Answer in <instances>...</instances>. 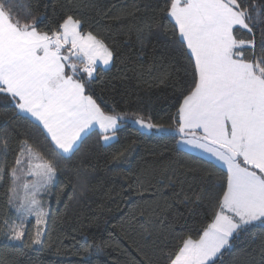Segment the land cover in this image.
Returning <instances> with one entry per match:
<instances>
[{
  "label": "snow or ice",
  "instance_id": "1",
  "mask_svg": "<svg viewBox=\"0 0 264 264\" xmlns=\"http://www.w3.org/2000/svg\"><path fill=\"white\" fill-rule=\"evenodd\" d=\"M16 7L10 0H0V97L10 98L18 115L41 127L55 155L46 157L28 139L18 141L15 166L7 172V195L19 222L4 223L9 238L19 241L26 235L25 218L34 216L38 227L28 246L41 251L50 245L42 240L39 227L49 215L40 197L50 195L57 183L59 161L75 156L95 128L111 142L128 121L138 125L137 130L164 131L165 126L139 113L117 111L103 96L97 103L86 94L91 82L113 63L114 51L92 31H82L81 19L67 15L41 31L38 24L46 16L33 17L28 4L22 3L19 7L29 19L21 22L13 18ZM161 11L172 28L160 24V34L191 66L176 97L178 143L202 149L226 169L224 181L213 186L217 196L211 222L198 240L185 239L170 255L169 264H218L233 240L253 231L260 233L264 257V3L165 0ZM241 30L250 38L239 39ZM169 76L162 73L160 82ZM102 104L111 110L105 111ZM0 132L2 181L13 133ZM185 202L191 198L185 197ZM95 247L99 250V245ZM91 248H85V254Z\"/></svg>",
  "mask_w": 264,
  "mask_h": 264
},
{
  "label": "trees",
  "instance_id": "2",
  "mask_svg": "<svg viewBox=\"0 0 264 264\" xmlns=\"http://www.w3.org/2000/svg\"><path fill=\"white\" fill-rule=\"evenodd\" d=\"M10 2L17 5L13 18L21 22L29 19L19 7L22 3L28 4L33 17L46 16L38 24L41 31L55 27L67 15L81 19L82 31H92L114 51L113 63L91 82L86 94L97 103L103 96L117 111L150 117L153 123L163 124L165 131L137 130L128 121L117 130L116 139L105 144L101 132L91 130L75 156L59 161L51 194L40 197L49 215L39 227L50 247L37 251V246H28L38 227L34 216L25 218L23 240L9 238L4 221L19 222V214L8 203L7 172L15 166L20 140L28 139L48 158L55 153L41 127L18 115L10 98L0 97V129L13 133L0 181V264H169L170 255L183 241L199 239L211 222L217 196L213 186L224 181L226 169L178 145V121L173 118L176 97L189 79L186 70L191 66L160 34L158 25L172 28L161 11L165 0ZM237 35L250 38L244 30ZM164 72L170 76L161 83ZM185 197L191 202L186 203ZM260 243L259 231L242 235L224 250L218 264H261Z\"/></svg>",
  "mask_w": 264,
  "mask_h": 264
},
{
  "label": "rangeland",
  "instance_id": "3",
  "mask_svg": "<svg viewBox=\"0 0 264 264\" xmlns=\"http://www.w3.org/2000/svg\"><path fill=\"white\" fill-rule=\"evenodd\" d=\"M74 62H76V61H74ZM102 66V65H101ZM111 65H109V66H107V67H110ZM102 67H104V66H102ZM131 122V121H130ZM152 122V121H151ZM136 127H138L139 128V126L138 125H135ZM142 130H144V131H148V132H150V131H156V130H148V129H142ZM100 131V130H99ZM165 131V130H164ZM164 131H156V132H159V133H161V132H164ZM176 133H178L179 135H180V133L177 131ZM180 139H181V137L179 136V139H178V141H180ZM115 140V139H114ZM113 140V141H114ZM112 142V141H111ZM103 143H105V144H108V143H110V142H105L104 140H103ZM178 145H179V147L180 148H182V149H184V150H187V151H190V152H192V153H196V154H199V155H202V156H204V157H207V158H209V159H211V160H214L217 164H219L220 166H222L223 168H225L224 167V165L222 164V162H220V161H218V160H216L214 157H212L209 153H206L205 151H203L202 149H199V148H195V147H193L192 145H189V144H187V143H184V142H179L178 143ZM19 175V174H18ZM33 179V177H31V176H29V177H27V180L28 181H31ZM20 181H23V183L25 182L24 181V178H23V176L21 175V180ZM19 182V181H18ZM21 184V183H20ZM48 212H49V210H48ZM30 219V218H29ZM192 240H198V239H192Z\"/></svg>",
  "mask_w": 264,
  "mask_h": 264
},
{
  "label": "crops",
  "instance_id": "4",
  "mask_svg": "<svg viewBox=\"0 0 264 264\" xmlns=\"http://www.w3.org/2000/svg\"><path fill=\"white\" fill-rule=\"evenodd\" d=\"M95 129L99 130L98 128H95ZM92 130H93V129H92Z\"/></svg>",
  "mask_w": 264,
  "mask_h": 264
}]
</instances>
